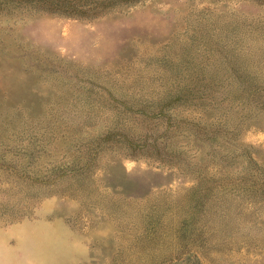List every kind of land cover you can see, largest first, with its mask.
<instances>
[{"label":"rangeland","instance_id":"rangeland-1","mask_svg":"<svg viewBox=\"0 0 264 264\" xmlns=\"http://www.w3.org/2000/svg\"><path fill=\"white\" fill-rule=\"evenodd\" d=\"M88 1L0 0V264H264V0Z\"/></svg>","mask_w":264,"mask_h":264},{"label":"trees","instance_id":"trees-1","mask_svg":"<svg viewBox=\"0 0 264 264\" xmlns=\"http://www.w3.org/2000/svg\"><path fill=\"white\" fill-rule=\"evenodd\" d=\"M125 1L131 2L136 0H125ZM56 6H65V7H61L60 9L61 12H63L64 14H80L87 6H93L94 8H96V3L88 0H57Z\"/></svg>","mask_w":264,"mask_h":264}]
</instances>
